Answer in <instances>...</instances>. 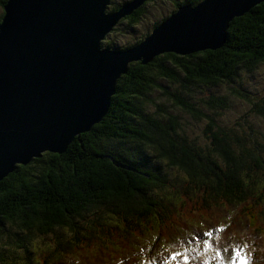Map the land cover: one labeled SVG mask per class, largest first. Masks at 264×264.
Listing matches in <instances>:
<instances>
[{
	"label": "trees",
	"instance_id": "trees-1",
	"mask_svg": "<svg viewBox=\"0 0 264 264\" xmlns=\"http://www.w3.org/2000/svg\"><path fill=\"white\" fill-rule=\"evenodd\" d=\"M144 16L137 7L118 23L132 26ZM257 65H264V2L229 21L217 49L162 53L145 64L128 63L98 123L74 135L61 153L41 152L0 179V264H35L29 257L32 234L58 229L67 237L60 234L42 251V264H61L72 249L93 246L102 264H135L144 248L146 258L174 251L176 228L189 222L195 226L200 215L217 208L230 214L237 204L246 223L264 235L258 222L264 184L254 188L256 174L264 177V136L260 142L216 126L203 108L225 107L224 97L211 94L200 105L188 97L194 86L232 83L239 70ZM241 98L264 118V91L256 100ZM173 109L205 123V144L180 134ZM177 218L182 226L177 227ZM252 242V255L263 254L262 246ZM104 247L111 250L101 256ZM79 258L70 261H87Z\"/></svg>",
	"mask_w": 264,
	"mask_h": 264
},
{
	"label": "water",
	"instance_id": "water-1",
	"mask_svg": "<svg viewBox=\"0 0 264 264\" xmlns=\"http://www.w3.org/2000/svg\"><path fill=\"white\" fill-rule=\"evenodd\" d=\"M5 0L0 19V179L41 152L61 153L108 110L127 64L222 46L229 21L264 0L181 5L134 45L100 47L146 0Z\"/></svg>",
	"mask_w": 264,
	"mask_h": 264
},
{
	"label": "rangeland",
	"instance_id": "rangeland-1",
	"mask_svg": "<svg viewBox=\"0 0 264 264\" xmlns=\"http://www.w3.org/2000/svg\"><path fill=\"white\" fill-rule=\"evenodd\" d=\"M167 1L168 0H153L151 5L149 4L146 7L144 19L142 17V21L140 20L132 26H126L125 24L117 23L115 27L100 42V47H109L110 49L125 48L133 44L135 41L141 40L149 33L154 23H158L159 19L161 17L163 18V16L168 12L169 5ZM157 83H159L162 87L172 89V87L163 80H159ZM231 90L234 91L231 92ZM263 91L264 65H257L251 71L239 70L237 73V78L232 83L222 82L211 87L194 86L191 88L188 97L192 102H195L198 105H200L198 101L203 100L206 98V96H210L211 94L224 97L226 100V105L223 108H216L213 110H207L202 106L201 108H203L205 113L211 116L216 126L224 129L225 131H235L245 138L248 136H251L252 138L256 137L258 141L262 142V137L264 136V118L252 111L251 103L241 98V96L251 98V100H256L261 96ZM158 94L159 93L156 92L154 96H158ZM158 101L161 103L163 100L161 98ZM173 110L174 111L171 113L179 117V122L182 125L180 134L186 136L187 139H190L199 145L205 144L206 140L201 133L205 123L203 121L191 119L187 114L183 113L179 109ZM168 171L169 176L174 174L173 170L169 169ZM255 172L256 170L252 173L254 174ZM263 184L264 177H262L258 172V174H256V184L254 188L262 186ZM262 188L264 189V187ZM238 208L239 206H236L234 209ZM208 213L209 212L206 211L205 214L199 216L200 220H197L198 222L196 223L201 222L203 224L198 228H193V234L198 232L193 238L189 237L186 231L180 227L179 236L174 240L175 247H173V249L176 251L180 250V255L177 259H180L181 256L187 255L188 258H192L194 260L192 264H201L203 261L206 262L205 264H233L235 250L242 249L243 242H245L247 249H249L251 247L250 243L252 238L257 241L259 246H262L264 251V235L261 237L259 232H255V230L247 227L244 223H242V220H240V223L235 222L234 225H232L230 222V225H228V223H226L228 218L225 210L223 211L221 208H217L210 214ZM218 214L219 216L217 217ZM213 221L215 223L214 225L222 227L225 225V233L223 235L220 234L221 236L212 233L208 237H203L202 234L204 230L199 232V229L211 227V222ZM262 221V226L264 227V218H262ZM176 223L177 227L182 226L179 218L176 219ZM192 223L193 222H189L184 227L190 229L191 227L188 225H191ZM60 234L61 238L67 237L66 232L61 229L55 230L54 232L46 235L32 234L30 240L34 246V252L29 253V257L35 260V264H42L43 260H46L44 259L45 254L42 251L50 249ZM246 241H249V243H246ZM105 247L100 250L101 256H105V253L107 254V252L111 250L110 248L105 249ZM247 253L248 251L244 254L248 256ZM114 254L115 251L113 250V255H111V258L114 257ZM166 254L167 253L163 254L159 258L157 255H155L153 258V264H165L163 263V258L166 256ZM98 255L99 254L97 253L96 247L93 246L91 249H72V253H70L68 256L71 258H77L80 256L79 259L81 260H87L93 264H102V262L96 261V257L100 258ZM54 256L56 257V255ZM71 258H62L63 261L61 264H75L73 261H70L72 260ZM175 259L172 257L168 264H172ZM186 264H188V262H186ZM259 264H264V253Z\"/></svg>",
	"mask_w": 264,
	"mask_h": 264
},
{
	"label": "flooded vegetation",
	"instance_id": "flooded-vegetation-1",
	"mask_svg": "<svg viewBox=\"0 0 264 264\" xmlns=\"http://www.w3.org/2000/svg\"><path fill=\"white\" fill-rule=\"evenodd\" d=\"M130 0H109L108 1V4L105 6V9L104 11L106 13H111V12H114L116 9H118L120 6L126 4L127 2H129ZM153 0H147L146 2H143L139 7H141L144 11H146V7L151 3H152ZM199 1L201 0H168L167 3L169 5V10L168 12L163 16V18L161 19V21L165 18H167L171 13H173L179 6L181 5H189V6H194L195 4H197ZM134 13L135 11H133V14L131 15L132 17H134ZM131 14V12H130ZM129 14V15H130ZM136 14V13H135ZM137 17V15H136ZM139 17V16H138ZM160 19L158 21L157 24H159L160 22ZM156 26V25H155ZM154 27V26H153ZM152 27V28H153ZM151 28V29H152ZM150 29V30H151Z\"/></svg>",
	"mask_w": 264,
	"mask_h": 264
},
{
	"label": "snow or ice",
	"instance_id": "snow-or-ice-1",
	"mask_svg": "<svg viewBox=\"0 0 264 264\" xmlns=\"http://www.w3.org/2000/svg\"><path fill=\"white\" fill-rule=\"evenodd\" d=\"M239 258L240 264H247L246 260L243 256H241V253L239 250L236 251L235 256L233 257V264H236V259ZM175 259V257H173Z\"/></svg>",
	"mask_w": 264,
	"mask_h": 264
}]
</instances>
